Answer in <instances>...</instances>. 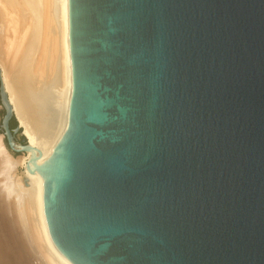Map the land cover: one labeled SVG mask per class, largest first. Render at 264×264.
<instances>
[{"label":"water","instance_id":"obj_1","mask_svg":"<svg viewBox=\"0 0 264 264\" xmlns=\"http://www.w3.org/2000/svg\"><path fill=\"white\" fill-rule=\"evenodd\" d=\"M68 16V123L34 165L57 249L264 264V0H68ZM0 109L7 149L33 151L1 78Z\"/></svg>","mask_w":264,"mask_h":264},{"label":"bare ground","instance_id":"obj_2","mask_svg":"<svg viewBox=\"0 0 264 264\" xmlns=\"http://www.w3.org/2000/svg\"><path fill=\"white\" fill-rule=\"evenodd\" d=\"M0 78L34 149L13 157L0 136V264H73L49 235L42 178L34 169L68 123V0H0Z\"/></svg>","mask_w":264,"mask_h":264},{"label":"rangeland","instance_id":"obj_3","mask_svg":"<svg viewBox=\"0 0 264 264\" xmlns=\"http://www.w3.org/2000/svg\"><path fill=\"white\" fill-rule=\"evenodd\" d=\"M2 114H3V111L0 109V118H1V116H2ZM14 119V121H15V123H16V125H17V121L15 120V118H13ZM16 138H17V141H20L21 139H22V135H21V133H18L17 135H16ZM2 143H3V145L6 147V143H5V141H4V139H2ZM6 149H7V147H6ZM7 151L14 157H16V156H18V155H22L23 153H20V154H18V155H15V154H12L11 152H10V150L9 149H7ZM22 171H24V167H18L17 168V175H19V176H21V175H23L22 174Z\"/></svg>","mask_w":264,"mask_h":264},{"label":"flooded vegetation","instance_id":"obj_4","mask_svg":"<svg viewBox=\"0 0 264 264\" xmlns=\"http://www.w3.org/2000/svg\"><path fill=\"white\" fill-rule=\"evenodd\" d=\"M11 121H12V119H10V121H9V126H10V124H11ZM14 129H15V127L11 128L12 133H13L14 137L16 138V135H17L18 133H20V131L14 133V131H13ZM16 140H17V138H16Z\"/></svg>","mask_w":264,"mask_h":264},{"label":"trees","instance_id":"obj_5","mask_svg":"<svg viewBox=\"0 0 264 264\" xmlns=\"http://www.w3.org/2000/svg\"><path fill=\"white\" fill-rule=\"evenodd\" d=\"M16 126V123L14 121V119L12 118V121H11V124H10V129L15 127Z\"/></svg>","mask_w":264,"mask_h":264}]
</instances>
